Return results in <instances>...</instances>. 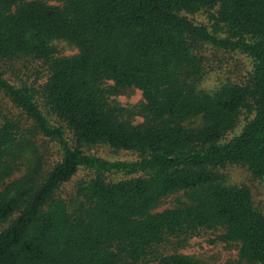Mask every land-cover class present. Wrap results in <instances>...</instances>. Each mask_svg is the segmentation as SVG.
I'll return each mask as SVG.
<instances>
[{
	"label": "trees",
	"instance_id": "16d2710c",
	"mask_svg": "<svg viewBox=\"0 0 264 264\" xmlns=\"http://www.w3.org/2000/svg\"><path fill=\"white\" fill-rule=\"evenodd\" d=\"M54 1L0 0V91L63 150L46 174L28 163L6 183L33 141L18 121L0 123V222L11 220L0 230V264H207L162 250L201 230L239 245L228 264H264V212L248 187L227 185L219 171L241 164L264 178V0ZM202 9L215 11L224 37L188 16ZM56 39L79 53L58 55ZM208 45L251 57L250 78L201 89ZM27 59L47 66L39 89L10 82L1 67ZM126 87L142 90L146 124L122 119L111 103ZM243 112L252 117L225 140ZM199 117L201 125L187 124ZM99 144L139 158L109 161L85 150ZM81 167L97 176L68 202L59 190ZM119 171L133 177L103 178ZM181 192L184 203L157 211Z\"/></svg>",
	"mask_w": 264,
	"mask_h": 264
},
{
	"label": "rangeland",
	"instance_id": "374dc122",
	"mask_svg": "<svg viewBox=\"0 0 264 264\" xmlns=\"http://www.w3.org/2000/svg\"><path fill=\"white\" fill-rule=\"evenodd\" d=\"M52 4H58L54 0H45ZM215 11L206 9L199 10L195 13H189L188 16L197 23L206 25L215 34L224 37L225 33L218 26ZM54 44L59 50L60 56H74L79 53V48L67 40L56 39ZM202 53L206 57L205 70L206 74L201 82V89L214 91L223 83L235 81L238 83L246 82L253 71V61L246 54L226 51L210 45L202 47ZM5 71V77L16 85H32L39 89L47 80L49 71L47 66L41 61L31 59L23 60L15 63H3L1 65ZM40 105L44 108L46 103L42 98ZM110 101L114 106L122 109V119L132 124H146L149 115L144 112V96L141 89L136 87H126L118 93L110 97ZM248 112H243L240 116L237 127L227 134L225 140H229L239 134L247 122L251 118ZM5 118L18 121L21 128L26 130L31 139L32 144L27 147L24 155L26 163L20 165L14 174L6 179V183L12 182L24 175L26 164L40 162L43 172L46 174L63 156V150L56 140L49 139L39 134L33 126V123L11 102L3 92L0 91V123ZM53 125L63 126L66 136L70 142L74 141V134L57 115L48 116ZM201 118H193L187 120V124L191 127L201 125ZM85 150L91 154L109 161H135L139 155L134 152L115 150L107 144L87 146ZM20 164H22L20 162ZM225 177L227 185L237 187H248L251 190L254 205L264 212V178L256 176L247 166L241 164H229L219 170ZM97 176V172L92 169L81 167L75 176L66 182L59 190V195L72 202L77 199L78 189L81 185L86 184ZM133 177L125 172L104 173L103 178L108 182H117ZM2 182H0V190ZM187 200L186 196L181 193L171 194L166 198L164 203L157 209L162 211L176 205H180ZM11 220H9L10 222ZM9 222H0V230L5 228ZM220 231L201 230L197 235L192 236L184 245L178 246L173 242L162 250L164 252L179 251L181 253L190 254L207 264H228L238 259L239 245L227 244L217 237ZM244 264V263H243Z\"/></svg>",
	"mask_w": 264,
	"mask_h": 264
}]
</instances>
